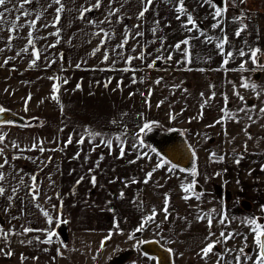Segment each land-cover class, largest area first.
Returning <instances> with one entry per match:
<instances>
[{"label": "crops", "instance_id": "crops-1", "mask_svg": "<svg viewBox=\"0 0 264 264\" xmlns=\"http://www.w3.org/2000/svg\"><path fill=\"white\" fill-rule=\"evenodd\" d=\"M22 3L23 0H11L0 6V11L11 9L4 12V23L0 24V108L21 120L0 123V135H5L0 143V164L8 161L0 168L5 173V180L0 181L5 188L0 196V264H39L40 241L49 231L57 233L63 224L60 89L64 72L71 70L141 72L144 107L155 115L153 122L162 125V134L153 133L152 137L163 139L177 134L192 154L188 168L175 165L169 171L174 165L170 162L161 168L162 187L169 182L173 209L178 212L175 228L168 237L170 240L174 236L173 249L169 251L171 264H229L232 258L231 264H236L235 253L245 244L231 249L229 241L253 236L248 219L255 218L259 223L257 219L261 218L259 224H264V113L259 111L264 107V68L260 67L264 65V0L256 6L247 0H212L222 10L216 19V8L204 0H183L184 14L177 11L180 0H162V65L152 64L145 56V13L143 17L139 13L147 0H101L99 8L92 7L96 0H61L60 5L53 0H31L21 9ZM61 6L63 11L56 23V9ZM84 8L92 11L81 18ZM25 11L29 14L24 15ZM188 15L193 17L196 28L187 24ZM33 20L34 28L30 27ZM218 21L219 26L213 28ZM13 23L18 27L13 28ZM241 28L243 31L237 36ZM29 31L33 33L35 49L28 44ZM125 39L128 43L120 47ZM184 40H188L187 45L182 43ZM222 42L223 54L217 48ZM98 47L100 51L95 52ZM24 48L28 51L23 52ZM254 49H260L257 64L250 59ZM33 50L39 52V59L29 67ZM229 52L231 57L227 56ZM242 63L247 70L240 69ZM243 83L255 84L256 91L242 87ZM54 86L59 89L55 93L59 102L52 99ZM13 142L19 148H13ZM33 145L37 147L29 150ZM14 156L19 158L13 159ZM193 169L207 178L197 174L196 191L185 193L182 183L189 178L184 173L191 174ZM33 176L39 191L36 200L30 194ZM185 195L190 196V201L183 199ZM45 211L52 217L51 224ZM186 212L191 214L184 217ZM207 213L212 214L211 228L206 219L197 218ZM222 217L224 224L219 223ZM25 228L32 231L24 233ZM163 229V233H168L167 226ZM222 231L226 236L229 232L239 235L225 242L219 235ZM108 236L84 230L73 233L63 246H50L58 257L50 262L106 264L118 253L135 250L136 244L148 241V234L143 231L116 234L106 240ZM208 243L214 244L213 253L202 258L201 250ZM246 244L244 249L254 255L253 240ZM9 252L11 255H7ZM136 253L124 264H138ZM247 264H253V260Z\"/></svg>", "mask_w": 264, "mask_h": 264}, {"label": "rangeland", "instance_id": "rangeland-1", "mask_svg": "<svg viewBox=\"0 0 264 264\" xmlns=\"http://www.w3.org/2000/svg\"><path fill=\"white\" fill-rule=\"evenodd\" d=\"M146 7L148 11L144 16L145 56L147 60L153 62L152 64L162 65V0H152L151 4L146 3ZM77 84L80 85L79 89L76 87ZM143 90L142 74L139 71L71 70L63 74L60 89L62 116L60 220L62 223L67 221L62 226H65L68 241L70 235L73 236V233L82 230L103 235L111 233L112 237L116 234L126 235L135 230L143 218L155 209V222L150 221L143 231L148 234L146 239L148 241L144 243L159 242L167 251L173 249L171 238L174 236L170 240L168 237L175 228L178 212L174 211L172 205L174 200L171 194L172 187L168 186L169 182L162 187V167L156 169L153 166L154 163L161 162V156L153 151L151 136L153 133L162 134V125L153 122L155 115L146 112ZM145 123L151 124V131L140 132ZM90 132L101 135L93 138L89 135ZM149 132L151 135L147 136ZM69 137L72 138L71 143H68ZM117 137L120 139L117 140ZM109 139L113 141L111 149L101 143V140ZM81 140L83 143H79ZM121 147L124 149L122 157ZM138 156L143 158L138 159ZM148 164L151 166L148 167ZM148 172H152L153 175L146 184L144 180ZM186 173L190 172L184 173L189 178L182 183L184 186L192 184L198 175L200 178L204 175L203 172H195L194 176L192 173ZM93 176L96 178L95 185L91 182ZM203 178L206 179V175ZM77 181L80 183L77 184ZM195 185L192 191H196ZM166 196L167 220L163 212ZM183 214L187 217L191 212ZM116 224L119 229L114 227ZM164 226L169 228L168 233L162 232ZM190 229L191 227H188L187 230ZM60 232L62 233L63 229ZM46 239L48 236H45ZM252 240L253 236L248 235L246 241L236 239L232 243L229 241V245L232 249L234 245L250 244ZM54 245L63 246L58 232L51 238L50 243L40 241L39 264H49L51 259L58 258L57 251L54 253L50 249ZM135 246L138 264H158L157 258L141 252L139 244ZM253 250L255 254L251 255L255 258V244ZM244 251L250 254L248 248ZM239 254L238 251L235 253ZM232 261L233 258L230 259V262Z\"/></svg>", "mask_w": 264, "mask_h": 264}, {"label": "snow or ice", "instance_id": "snow-or-ice-1", "mask_svg": "<svg viewBox=\"0 0 264 264\" xmlns=\"http://www.w3.org/2000/svg\"><path fill=\"white\" fill-rule=\"evenodd\" d=\"M10 2H11V0H0V6H5L6 4H8ZM30 2H31V0H23V3L20 4V8L23 9L24 8V5L25 4H28ZM241 2H243V0H241ZM53 3H55L57 5H60L61 4V0H53ZM151 3H152V0H147V4H151ZM204 3L210 4L212 7L216 8L215 14H214V17H213L214 19H216V18H218V17H220L222 15V10L220 8H217L214 4H212V0H204ZM180 4H181V6L179 8H177V11L179 13H181V14H184L183 0H180ZM100 6H101V0H96V3L92 7L99 8ZM5 11H11V9L5 8L4 11H0V24H3L4 23V19L3 18H4V12ZM62 11H63V7L62 6L56 9V17H55L56 23H59L60 13ZM90 11H92V8H84V9H82L81 10V18L84 17V13L85 12H90ZM147 11H148V8L145 7L143 9V11H141L139 13V17H143L144 16V13L147 12ZM28 14L29 13L27 11L24 12V15H28ZM111 14H114V13H110V15ZM179 18L180 17L178 16L177 19H179ZM19 19H20V17L17 16L16 17V20H19ZM37 19H39V16H37ZM187 24L192 25V29L196 28V23L193 20V17L191 15H188L187 16ZM218 26H219V21L217 22V24H214L213 25V28L218 27ZM12 27L13 28H16V27H18V25L15 24V23H13L12 24ZM30 27H33V28L35 27V20L32 21ZM53 27H55V24H53ZM185 27H186V25H185ZM192 29H188V30L191 31ZM58 31L59 30H57V34H58ZM241 31H243L242 28L236 32V35L239 36L240 33H241ZM105 35H107V34L105 33ZM201 35H203V33H201ZM32 36H33V33L31 31H29V33H28V44L31 45L33 47V49H35V45L33 44ZM9 39H11V37ZM224 42H226V38H225ZM127 43H128V41H127V39H125L123 41V44H121L119 46L120 47H123V45L124 44H127ZM182 43L185 44V45H187L188 44V40H184ZM176 47H177V49H179L180 48V45L177 44ZM217 48L221 49V52L223 54V42L222 43H218L217 44ZM0 51H2V50H0ZM22 51L23 52H27L28 51V48H24ZM99 51H100V48L99 47L95 49V52H99ZM259 51H260V49L251 50L250 59H251V62L253 64H257V53ZM93 54H95V53H93ZM17 55H20V53L18 52ZM185 55L187 57V53H185ZM240 55L241 56H244L245 53L243 51H241L240 52ZM32 56L34 57V59L32 60V62L29 65V67H32L33 65L36 64V61L39 59V52L36 51V50H33ZM227 56L231 57L232 56V53L231 52L227 53ZM139 58L142 59L143 58V54H141V57H139ZM168 58L171 59V56H169ZM104 59L105 60L108 59L107 53L104 54ZM130 61H131V57L129 58V62ZM227 62L228 61L226 59L224 61V63L226 64ZM5 63H8V61L6 60ZM152 66L153 65H151V64L149 65V67H152ZM76 67L78 68L79 65H77ZM260 67L261 68H264V65H260ZM240 69L242 71L247 70V69H245V66H244L243 63L240 65ZM125 70H127V69H125ZM200 70L203 71V69H200ZM64 82L67 83V80H65ZM135 82H136L135 81V78H133V83H135ZM157 83H159V80L157 81ZM241 86L244 87V88L251 87L253 91H256V85L255 84L243 83ZM76 87H77V89H79L80 88V85L77 84ZM105 87H107V84H105ZM52 91L54 93V95L52 96V99L53 100H56L57 102H59L58 96L55 95V93H57L59 91L58 87L54 86L53 89H52ZM240 99L241 100H244V97L241 96ZM203 106L204 105H201L202 108H203ZM157 107H159V105H157ZM4 111H5V109L0 108V113H2ZM241 111H244V109H241ZM259 111L261 113H264V107H261L259 109ZM225 115L228 116V118H230V119L232 118L230 116V114H228V113H225ZM249 119H251V117H249ZM217 122L220 123V121H217ZM145 130L151 131V124L145 123L141 127L140 132H145ZM89 135L92 136L93 138H95L96 136H99L101 134L100 133H92V132H90ZM4 139H5V135H0V143H3ZM116 139L119 140L120 138L117 137ZM71 142H72V138L69 137L68 143H71ZM79 143H83V140L79 141ZM101 143L105 144V146H107V147H109L111 149L113 141L111 139H109V140H101ZM142 143H143V141H141V144ZM12 147L13 148H19V145L16 144L15 142H13L12 143ZM36 147H37V145H33V147L31 149H29V150H34ZM20 150L23 151V149H20ZM40 151L43 152L44 149L43 148H40ZM153 151H155V150H153ZM2 154H3V149L0 148V155H2ZM120 154H121V157L124 155V149H123V147H121ZM213 155H215V154H213ZM193 156H195V152H193ZM18 158L19 157H16V156L13 157V159H18ZM137 158L140 159V158H143V156H138ZM219 159L220 160H223L224 157H219ZM132 162H134V161H132ZM167 163H168V161H165V160H163V158H161V162H157V164H156V169L161 168V167H164V165H166ZM237 163H239V161H237ZM6 164H8V161L5 159L4 163L3 164H0V168H4V166ZM174 168H175V165H173L171 168H169V171H172ZM156 169H153V171H155ZM261 170L264 171V168H262ZM180 171H184V169H180ZM152 175H153L152 172H148L147 173V178L144 180V183L147 184L149 182V180L152 178ZM192 175L193 176L195 175V169H193ZM81 179H83V178H81ZM4 180H5V173L0 172V181H4ZM32 181H33V185L31 186V192H30V194L32 195L33 200H36L37 197H38V195H39V191H38V189L36 187V177L35 176L32 177ZM91 182H92L93 185H95L96 178L94 176L92 177V181ZM21 183H23V178H21ZM79 183H80V181H77V184H79ZM133 183H135V180H133ZM194 184H195V181H193L192 184H189L187 186H183L182 185V190L185 193H190L193 190V185ZM15 191H16V189L14 188L13 189V192H15ZM4 193H5V188L3 186H0V196L4 195ZM121 196H123V193H121ZM195 198L197 200H199L200 199V196L197 195ZM9 199H11V197H9ZM183 199L188 200V199H190V196L189 195H185L183 197ZM163 212L165 213V217L164 218H165V220H167V218H168V197L167 196L165 197V200H164ZM43 214L48 218L49 224H51L52 223V217L49 215V213L45 211ZM155 218H156V211H155V209H153V211H152V213L150 215H148V216H146V217L143 218L141 224L135 229V232H142V231H144L145 227L149 224L150 221L151 222H155ZM197 218L199 220H205L206 219L209 228L212 227L213 220H212V214L211 213H207L205 215L198 216ZM57 223H60V221H57ZM63 223H67V221L65 220V221H63ZM219 223L220 224H224L225 223L223 217L220 219ZM247 224L250 226L251 232L253 233V242L256 245V255H255V258L253 259V257H252L251 254H246L245 251H244V248L245 247H248V245L245 244L244 247L240 248V250H239L240 254L237 255L236 258H235L236 264H247V261H249V260H253V264H264V224L257 223V221H256L255 218L248 219L247 220ZM114 227H116L117 229H119L118 224L114 225ZM157 227H159L158 224H157ZM30 231H32V229H30V228H25L24 229V233H28ZM4 235L7 236L8 233H4ZM55 235H56L55 232L49 231L47 233L48 239H46V240H44L42 242L43 243H50L51 242V238L53 236H55ZM133 235H134V233H133ZM219 235L226 242L227 240L233 239L235 237V235H239V234L238 233L229 232L227 234V236H226L225 233L222 231V232H220ZM110 238H111V233L105 239L107 240V239H110ZM129 239H132V235L129 236ZM244 240L245 241L247 240V236H244ZM218 242H220L219 241V238L217 240V243ZM103 244H104V241L101 242V247H103ZM213 249H214V244L213 243H208L207 246L204 247L201 250L202 251V258H206V257L209 256L210 253H213ZM0 251H2V250H0ZM7 255H11V252L7 253ZM220 259H223V256H221ZM229 264H231V262H229Z\"/></svg>", "mask_w": 264, "mask_h": 264}, {"label": "water", "instance_id": "water-1", "mask_svg": "<svg viewBox=\"0 0 264 264\" xmlns=\"http://www.w3.org/2000/svg\"><path fill=\"white\" fill-rule=\"evenodd\" d=\"M9 121L21 122L16 116L8 113H0V123H6ZM152 147L154 150L164 159H166L171 164L182 168H188L192 164V154L187 147L184 139H182L177 134H171L162 139L153 138ZM259 223L262 222L261 218L257 219ZM61 229L63 232L61 233ZM59 237L63 244L68 242V234L66 232L65 226H60L57 230ZM140 251L146 255L153 256L157 258L158 264H171V256L169 251L162 248L156 242L143 243L140 247Z\"/></svg>", "mask_w": 264, "mask_h": 264}, {"label": "trees", "instance_id": "trees-1", "mask_svg": "<svg viewBox=\"0 0 264 264\" xmlns=\"http://www.w3.org/2000/svg\"><path fill=\"white\" fill-rule=\"evenodd\" d=\"M135 250H128V251H122L118 253L116 256H114L112 259L108 260L106 264H124L128 260H130L134 254L136 253Z\"/></svg>", "mask_w": 264, "mask_h": 264}, {"label": "built area", "instance_id": "built-area-1", "mask_svg": "<svg viewBox=\"0 0 264 264\" xmlns=\"http://www.w3.org/2000/svg\"><path fill=\"white\" fill-rule=\"evenodd\" d=\"M249 4H252V5H257L259 3L260 0H247Z\"/></svg>", "mask_w": 264, "mask_h": 264}, {"label": "flooded vegetation", "instance_id": "flooded-vegetation-1", "mask_svg": "<svg viewBox=\"0 0 264 264\" xmlns=\"http://www.w3.org/2000/svg\"><path fill=\"white\" fill-rule=\"evenodd\" d=\"M151 137H152V136H151ZM149 138H150V137H148L147 140H149ZM140 247H141V244L139 245V249H140Z\"/></svg>", "mask_w": 264, "mask_h": 264}]
</instances>
